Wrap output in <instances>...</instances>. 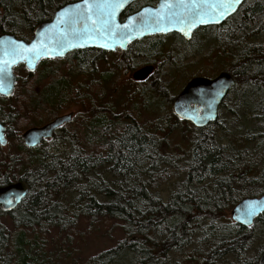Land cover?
<instances>
[{"label": "trees", "instance_id": "obj_1", "mask_svg": "<svg viewBox=\"0 0 264 264\" xmlns=\"http://www.w3.org/2000/svg\"><path fill=\"white\" fill-rule=\"evenodd\" d=\"M70 1L0 0V33L28 39ZM234 20L223 39L237 48V109L249 126L228 145L220 123L147 126L134 110L120 114L117 103L100 102L93 118H83L82 134L59 131L53 138L62 146L52 151L44 143L28 147L20 132L65 104L72 69L57 65L60 58L43 59L32 72L14 67L12 94L0 95L5 147L12 148L0 145V185L23 180L29 191L13 210L0 207L12 223L10 230L0 219V264H258L264 212L248 227L229 212L241 198L264 193V45L252 41L254 30L264 29V0H244ZM89 53L75 52L77 63ZM176 126L189 134L184 147L169 139ZM101 220L118 222L123 236L83 262L44 247L52 229L81 237L77 225L98 232ZM256 241L262 243L252 252Z\"/></svg>", "mask_w": 264, "mask_h": 264}, {"label": "water", "instance_id": "obj_2", "mask_svg": "<svg viewBox=\"0 0 264 264\" xmlns=\"http://www.w3.org/2000/svg\"><path fill=\"white\" fill-rule=\"evenodd\" d=\"M132 0H74L58 6L50 19L41 21L28 39L13 33H0V95L14 90V67L22 63L28 71L36 69L42 58L63 57L83 48L114 50L126 48L135 39L156 33L178 31L190 36L198 25L216 24L233 14L244 0H158L155 6H144L123 21L119 14ZM144 70L134 74L143 78ZM234 79L223 71L215 78L194 77L174 99V112L204 127L216 119L217 107ZM72 113L62 114L42 124L26 128L21 137L28 147H35L52 136L58 126L70 120ZM6 127L0 121V145L7 144ZM29 185L16 180L0 185V207L13 210L26 196ZM264 212V193L241 198L230 210L233 222L251 226ZM258 264H264V250Z\"/></svg>", "mask_w": 264, "mask_h": 264}, {"label": "flooded vegetation", "instance_id": "obj_3", "mask_svg": "<svg viewBox=\"0 0 264 264\" xmlns=\"http://www.w3.org/2000/svg\"><path fill=\"white\" fill-rule=\"evenodd\" d=\"M157 2L158 0H132L120 12L119 20L123 21L127 15L138 11L144 6H155ZM236 11L220 23L198 25L194 27L188 38L178 31L156 33L146 35L142 38L129 42L125 49L116 47L114 50H103L100 48L91 47L75 49L68 52L63 57H56L64 60L71 58L75 64L72 66L70 73L67 74L69 75L68 78L72 84V87L71 92L65 99L64 103H67L68 101H81L83 103L84 101L81 98L85 97L86 95L88 97L91 96L89 93L83 91L80 92L81 87H88V83L85 84L82 82V80H78V78L84 77V79H86L87 77L88 80L93 82L94 79L92 76L96 60L99 58L101 59L102 55L110 53L116 54L118 56L120 61L118 60L117 66L124 68L123 71L126 72L125 74L128 77L129 84L134 85L130 88L131 91H129L132 93V96L130 97L129 95V97L124 100V103L127 104L130 99L132 100L136 98L137 100L143 99V105L146 101L149 103H155L161 102V100H163L168 104V108L170 109L168 111V115L165 117V119H162L161 122L172 126L183 124L194 126L193 122L190 120L179 117L174 112L173 108L175 97L189 80L194 77L213 79L223 71L230 73L234 79V83L228 88L224 97L220 101L217 107L216 119L212 122H209L220 123L222 110H230L233 116L236 111L235 108L238 107L237 103L239 95L236 87L237 77L234 73L238 67L237 48L234 46L232 49H229L227 45L225 46L223 39V30L236 25L234 20ZM209 46H213L211 47L212 49H208ZM79 50L90 51V53L87 54V56H89L86 60H84L85 64H83V62L82 65L78 64L76 61L77 55L75 52ZM194 55L198 56L200 60L196 64L194 63L191 65L188 60ZM223 55L226 57L224 58ZM43 59L50 60L55 58H42L41 60ZM226 62L230 63V66L228 65L225 67V64H227ZM139 70H147L145 76L140 79L134 77V74ZM101 77L102 79H99L98 82L100 83L102 81L105 83L110 77V72L104 73ZM176 87L177 89H175ZM148 91L155 93L156 99L152 98V100H150L149 97H147ZM137 103L140 102L137 101L135 104ZM93 105V98H91L90 107L92 109L86 115H80L85 113L83 112L79 114L78 111L74 110H68L67 112L58 114L64 109L65 105L62 104L59 106L58 110L55 112L57 114L54 117L62 114L72 113L71 118L69 121L55 128L52 136L48 139H44L41 143H45L54 139L59 131L69 130V123H71L78 116H80L79 118L82 120L80 126L83 128V118H93L95 111ZM141 107L142 105L140 108ZM54 117H52L51 120ZM233 118H235V116H233ZM79 130L81 131V129ZM77 131L78 130L74 132L77 133Z\"/></svg>", "mask_w": 264, "mask_h": 264}, {"label": "rangeland", "instance_id": "obj_4", "mask_svg": "<svg viewBox=\"0 0 264 264\" xmlns=\"http://www.w3.org/2000/svg\"><path fill=\"white\" fill-rule=\"evenodd\" d=\"M262 32H259V31ZM254 34L252 41L259 43L261 45H264V29H259V30H254ZM28 36V35H27ZM209 46L208 49H212ZM207 49V51H208ZM206 51V53H207ZM225 58L226 56L223 55ZM118 56L116 54H110L106 53L102 55L101 59H97L95 64H94V72L92 78L94 79V83L91 82L90 80L84 79V77H79L78 80H82L83 83L87 84L88 87H81V91L89 93L91 96H85L81 98L84 102H70L68 101L64 105V109L58 113H64L67 112L68 110H74L78 111V113H85V114H80V115H86L91 111L90 107V99L93 98L94 105L93 107L95 108L96 104L99 105L100 102L103 105H108L109 103L115 102L116 106L115 109L121 114L124 112H129L130 110H134V115H136V119L138 120L139 123L147 125V126H152L155 123H158L162 119H165V117L168 115V111L170 108H168V104L161 100V102H155V103H149L146 101L143 105L142 100L143 99H130L127 104L124 103V100L132 96V93L129 91L131 87L134 85L129 84V80L127 75L125 74L126 72L123 71L124 68H120L117 66L118 64ZM200 58L198 56H193L188 60V62L192 64H196L199 62ZM227 63V62H226ZM57 65L63 66L64 70H68L69 67L72 68L74 66V62L72 61L71 58H67L66 60L58 63ZM68 65V68H67ZM227 67L228 65L230 66V63L225 64ZM48 65L41 66V68H46ZM234 67V66H233ZM63 70V72H64ZM110 72V77L109 79L104 83L100 82L97 83L99 79H102V75L104 73ZM170 72V71H169ZM23 78L25 77V74L20 75ZM171 78V77H169ZM177 89V87L175 88ZM147 97H149L150 100L152 98L156 99L155 93L148 91L147 92ZM145 100V99H144ZM140 102L135 104L136 102ZM9 104V103H7ZM101 104V105H102ZM142 107L140 108V106ZM135 105V106H133ZM100 106V105H99ZM95 110V109H94ZM235 113L233 118L230 110H222L221 111V120H220V125H223V130L219 131L220 133V138L221 141L224 144H232L236 141L238 136L240 137V133H243L247 126L248 123L245 121L243 115L244 113L241 111V109L235 108ZM57 113H55L53 116H50L47 118L46 121L51 120L52 117H54ZM80 116L76 117L71 123H69V130L67 131H83V128L80 126L81 124V119L79 118ZM236 120V121H235ZM46 121H44L42 124H44ZM40 124V125H42ZM35 126V125H33ZM178 126V125H177ZM176 126L177 130H174V132L170 135V141L171 144H176L181 146H186L187 144V133H185V129L179 131L178 127ZM182 126L184 127H189L188 125L183 124ZM31 127V126H29ZM28 128V127H27ZM25 130V129H24ZM22 130L21 133L24 131ZM79 134H82V132H78ZM77 133V134H78ZM57 142L52 139L43 144L48 151H52L55 149V146L61 147V144H56ZM5 147V146H3ZM6 149L12 150L10 147H5L3 151H6ZM230 216V212H229ZM1 221L3 224H5L10 230L12 229V223L10 218L6 216H1L0 217ZM119 223L116 222L115 220H109V223L106 224V221L101 220L99 223L100 231L98 232H89L88 230V224L86 223H80L77 225L74 230H77L82 234L80 237L76 233L73 232H59L57 229H52L51 231L48 232V234H45V249L51 251L53 254L57 256L59 255V259L62 257L68 255V256H78V261L83 262L87 259V257L91 254L96 253L99 250H102L104 248L110 247L114 245L120 238H122L123 233L121 231V228L119 227ZM108 227V229H106ZM85 232L87 234H85ZM263 241V240H262ZM262 241H256L253 246H252V252L257 251L258 245L262 243ZM61 262H64V260H61Z\"/></svg>", "mask_w": 264, "mask_h": 264}]
</instances>
